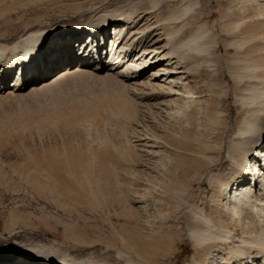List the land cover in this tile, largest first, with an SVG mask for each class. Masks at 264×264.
<instances>
[{
  "label": "rangeland",
  "instance_id": "rangeland-1",
  "mask_svg": "<svg viewBox=\"0 0 264 264\" xmlns=\"http://www.w3.org/2000/svg\"><path fill=\"white\" fill-rule=\"evenodd\" d=\"M134 1L139 0H0V44H9L29 29L80 25L99 5ZM169 1L164 2L166 12L176 10L180 0ZM196 1L191 24L213 27L218 39L225 29L232 30L229 11L264 18V0H249L247 6L243 0ZM193 25L191 32L196 30ZM244 27L247 32L255 28ZM256 30H263L264 37V24ZM225 51L232 55L234 50ZM225 55L222 50L215 54L216 74L203 71L196 76L202 90L196 105L173 114L162 105L168 98L157 92L151 98V82H169L154 79L165 66H147L150 57L144 59L147 83L136 93L114 78L84 75L38 93H3L0 250L9 235L7 242H53L75 257L98 256L107 246L131 256L139 253L142 264L192 263L197 248L179 227L194 221L190 212L195 205L211 216L221 213L225 200L214 175L220 173L233 129L240 124L236 95L226 98L222 88L232 86L234 73ZM119 96L125 106L115 108ZM226 99L233 102L228 120L220 115ZM94 106L101 109L94 113ZM169 226L176 233L170 234ZM168 241L172 256L166 253Z\"/></svg>",
  "mask_w": 264,
  "mask_h": 264
},
{
  "label": "bare ground",
  "instance_id": "bare-ground-1",
  "mask_svg": "<svg viewBox=\"0 0 264 264\" xmlns=\"http://www.w3.org/2000/svg\"><path fill=\"white\" fill-rule=\"evenodd\" d=\"M165 1L169 0L99 5L88 13L90 19L80 25L45 31L29 29L9 44H0V96L3 93H38L82 75L114 78L124 89L136 93L147 83L143 77L147 64L144 59L150 57L147 66H165L153 75L154 79L169 82L168 86L151 82V98L158 94L168 98L162 105L173 114L175 110L187 111L196 105L194 103L202 91L196 76L201 77L203 71L216 74L219 71L216 52L222 50L225 55V49H233L232 55H225L227 63L236 70L233 69L231 74L233 83L230 87L222 85V88L226 98L229 93L236 95L233 102L240 124L229 138L230 149L222 158L224 164L220 173L214 175L225 203L221 213L215 212L216 216L195 205L190 212L194 221L184 222L179 227L184 238L191 240L197 248L193 262L185 261L184 264H264V37L263 30H256L259 23L264 24V18L249 19L229 11L227 23L232 25V30L229 32L230 28L225 31L222 28L225 36L218 39L213 27L208 28L202 23L198 26L191 24L194 13H197L196 0H180L176 10L167 12ZM243 2L244 6L249 4V0ZM231 4L232 1L227 7L231 8ZM246 24L255 27L248 31L252 34H248L247 27L242 29ZM190 25L196 28L194 32L188 30ZM108 27L111 31L104 49L107 54L103 56L104 37L102 33L98 38L96 35ZM82 36L86 37L83 39ZM14 68L17 72H13ZM9 77L13 81L12 86L1 89ZM120 98L116 99L119 104H112L115 108L125 106V101L120 102ZM225 103L226 109L220 115L228 120L232 103L227 99ZM96 106L104 107L98 103ZM99 107H93L94 113L101 109ZM169 227L167 231L173 229L170 234L176 233L173 226ZM8 237L2 240L0 264L145 263L139 253L131 256L107 246L99 250L98 256L87 254L75 257L53 242L18 245L21 242H7ZM152 246L151 256H155L157 246ZM166 248V253L172 256L174 249L169 241Z\"/></svg>",
  "mask_w": 264,
  "mask_h": 264
}]
</instances>
